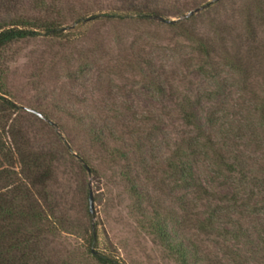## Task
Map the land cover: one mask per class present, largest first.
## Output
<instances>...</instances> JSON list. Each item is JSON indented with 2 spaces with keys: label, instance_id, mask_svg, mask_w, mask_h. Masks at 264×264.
<instances>
[{
  "label": "rangeland",
  "instance_id": "374dc122",
  "mask_svg": "<svg viewBox=\"0 0 264 264\" xmlns=\"http://www.w3.org/2000/svg\"><path fill=\"white\" fill-rule=\"evenodd\" d=\"M55 1L62 13L66 8L74 9L79 15L87 9L99 18L96 22L82 24L67 21L70 28L65 33L72 35L69 40L54 41L42 35L6 48L8 74L20 106L48 113L58 112L67 104L70 112L80 114L97 127L122 130L126 125H141L147 132L160 128L155 166L161 180L169 149L185 136L195 135L182 118L187 101L203 129H209L221 144L227 143V151L243 154L250 179L264 178V129L258 116L260 101L264 98V0H151L155 9L161 10L158 17L165 21L178 20L186 28L195 29L203 38L215 42L219 57L224 54V46L219 44L222 38L228 50L233 47L243 56L251 50L253 68L248 77L219 68L218 56L213 66L202 72L196 46L184 38V30L171 28L170 24L153 18L139 21L126 11L129 0ZM23 2L26 1L16 0L19 4L15 8L17 14ZM203 7L192 16L193 21L186 23L185 15ZM2 10L0 21H8L11 16H5ZM111 13L119 16L117 19L105 17ZM86 57L90 65L97 62V67L84 69L81 64ZM146 62H151L153 70L161 74L162 92L143 81L140 69ZM113 104L118 106L111 107ZM121 105L130 107L131 113L120 111L124 117L115 120L116 114L112 111L120 110ZM23 115L31 123L35 145L58 157L50 194L59 207L50 218L53 227L40 239L42 257L57 264H97L88 253L92 249L111 255L121 264H178L168 256L160 240L139 224L134 203L120 180L119 169L98 166L94 162L99 175L88 172L83 175L81 163L72 156L78 152L76 146L71 156L66 155L65 143L89 149L85 137L73 132V122L64 132L57 125L49 128ZM210 119L213 130L205 124ZM140 120L142 124L138 123ZM196 176L219 197L233 191L241 192L234 178L220 175L215 167L204 164V156L197 159ZM90 185L94 194L93 215L85 195L88 188L89 196ZM140 185L146 192L151 191L153 200L160 201L161 205L143 209L150 213L155 209L171 217V236L183 244L191 264H195L194 257L199 259L198 264H204V253L220 254L215 264L228 261V257L222 255L230 256V248L243 259L253 252L257 263L256 259L264 260V199L253 200L257 207L232 212V223L241 228L245 237L241 243L234 244L217 234L230 226L204 234L207 210L204 202L198 201L194 207H186V212L180 211L177 199L186 193L182 188L169 182L156 188L144 179ZM60 222L69 225L62 226ZM71 225L76 230L71 229ZM92 232L97 234L95 248L88 242ZM248 235L252 236L251 246L245 242ZM224 241L229 245L228 251L223 248Z\"/></svg>",
  "mask_w": 264,
  "mask_h": 264
},
{
  "label": "trees",
  "instance_id": "16d2710c",
  "mask_svg": "<svg viewBox=\"0 0 264 264\" xmlns=\"http://www.w3.org/2000/svg\"><path fill=\"white\" fill-rule=\"evenodd\" d=\"M24 1L26 2H23L22 10L17 14L15 8L19 4L16 0H0V11L3 9L5 16H11L8 21H0V264H57L42 257L40 239L49 228L53 227L50 218L53 217L55 208L59 207L54 203L50 194L55 174L54 164L58 161V157L52 151L46 152L35 145L31 123L23 113L49 128L53 125L44 122L37 115L25 111V108L20 106L16 90L11 86L4 51L15 43L35 39L42 35L54 41L69 40L72 35L70 32L65 33L70 28L66 25L67 21L70 20L76 24L92 23L96 22L99 17L87 9L82 14L76 15L74 9L66 10L64 7V13H62L59 3L55 0ZM126 11L131 16H136L139 21L159 16L161 12L160 9H155V4L151 0H129ZM118 16L114 13L105 15L109 19H117ZM191 21L193 17L187 19L186 23ZM170 27L185 31L184 38L196 46L201 62L200 70L207 72L206 68L212 67L216 62L215 57L218 56V46L215 42L209 38H203L195 29L186 28L187 26L180 21L170 24ZM76 37L79 36L76 35ZM219 44L224 46V54L217 57L221 60L217 64L218 67L228 68L244 77L250 76L253 68L250 58L251 50L243 56L233 47L228 50L223 38ZM89 62V58L86 57L82 60L84 64H81L82 67L84 69L97 67V62H93L92 65ZM82 67L80 66V69ZM140 70L144 82L152 85L157 91H163L162 76L153 70L151 62H146L144 68ZM69 100L72 101L73 98L70 97ZM260 103L259 123L264 129V98ZM189 104L190 102H185L182 118L187 128L192 129L195 135L189 134L185 136V139L169 147V154L164 162L165 168L161 172L163 176L161 180L158 178V169L155 166L156 154L160 146L158 143L160 128L156 127L147 132V129L141 128V125L137 127L126 125L122 130L97 127L87 122L80 114L70 112L67 104L63 105L61 110H57L58 112L47 113L34 110L43 114L54 126L57 125L64 132H67L68 124L73 122L75 127L73 132L85 137L89 148L85 150L75 145L76 143L67 144L59 137L66 145V155L71 156L75 146L78 149L76 155L72 156L73 159L78 158L81 163L80 173L86 175L85 166H88L92 175H99V168L93 166L94 162L98 163V166L107 165L109 168L119 169L120 180L126 189V194L134 203L133 210L139 217V224L160 240L168 256L178 264H191L190 256L183 244L171 236L169 227L171 217L155 209L152 213L143 209V207L154 208L161 207V205L160 201L153 200L155 197L151 191L143 190L140 185L142 179L153 183L155 187L166 185V182H169L176 188L186 191L185 195L177 199V207H181L182 212H186V207H194L198 201L207 204L205 205L207 210L204 213V234L210 231L216 233L215 229L227 225L230 227L217 234L223 240H231L234 244L241 243L245 237L242 235L241 228L232 223V212L253 207L252 202L255 198L264 199V178L250 179L246 172L247 163L243 154L227 151V143L221 144L213 138L209 129H203L197 114L189 109ZM114 105L118 106L113 104L111 107ZM124 106L121 105L120 110L112 111L116 114L113 117L115 120L124 117L120 111L130 112V107ZM133 118L134 115H132ZM138 123L142 124L143 121L140 120ZM205 124L213 130L212 119L206 120ZM202 156H204V164L215 167L220 175L225 174V176L234 178L240 185L241 192L233 191L231 194L220 197L211 192L209 187L196 176L197 159ZM85 192L86 199L89 201L88 188ZM60 225L68 226L69 223L60 222ZM71 229L76 230V227L71 225ZM63 230L68 231L69 228L63 227ZM89 230L93 231L92 227H89ZM251 237L248 235V240L245 241L250 246L253 245L250 242ZM227 241L223 242V248L228 251ZM88 242L91 247L95 248L97 234L92 232ZM263 245L264 238L262 247ZM229 250H231L230 256L225 253L222 256L228 257L230 264H252V261H255L253 252L248 258L243 259L236 250L232 248ZM88 253L97 264H121L109 254L99 253L92 249H89ZM219 255L204 253V264H215ZM255 256L258 257V253H255ZM193 260L195 264L200 262L197 257ZM256 260L258 263L255 261L256 263L253 264H264V260ZM228 261L219 263L227 262L228 264Z\"/></svg>",
  "mask_w": 264,
  "mask_h": 264
},
{
  "label": "water",
  "instance_id": "95a60500",
  "mask_svg": "<svg viewBox=\"0 0 264 264\" xmlns=\"http://www.w3.org/2000/svg\"><path fill=\"white\" fill-rule=\"evenodd\" d=\"M218 1V0H216ZM205 7L197 9L195 11L190 12L188 15H185L184 18L188 19L191 18L192 16H194L195 14H198L201 10H203ZM154 20L160 21V22H166L168 24H174L176 22H178V20L176 21H165L163 18L158 17V16H154L152 17ZM26 111H29L32 114L37 115L39 118H41L42 120H44L47 123H50L51 125H54L52 122H50L43 114L34 111V110H30V109H25ZM86 171L91 175L90 169L88 168V166H85ZM90 191H89V211L90 214L93 215L94 214V194H93V190H92V186L90 185Z\"/></svg>",
  "mask_w": 264,
  "mask_h": 264
}]
</instances>
